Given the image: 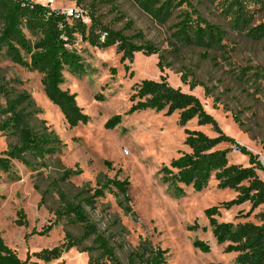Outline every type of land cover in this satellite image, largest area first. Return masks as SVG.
<instances>
[{"label":"rangeland","instance_id":"1","mask_svg":"<svg viewBox=\"0 0 264 264\" xmlns=\"http://www.w3.org/2000/svg\"><path fill=\"white\" fill-rule=\"evenodd\" d=\"M42 3L44 0H33ZM211 22H221L218 11L210 0H190ZM95 2L96 15L110 23L116 15H125L113 24L116 29L132 21L134 29L141 31L138 43L152 41L165 52L168 67L161 70L158 55L136 52L134 58L121 60L116 46L106 49L93 47L77 37L74 48L82 57L83 69L64 72V90L75 93L79 106L90 116V121L70 128L59 108L46 96L42 75L15 64L0 50V84L10 82L17 90L27 91L41 109L39 119L46 121L61 140L60 152L39 160L29 168L19 161L12 162L8 172L0 170V235L20 258L30 257L42 249H51L65 242L66 232L76 238L83 235L80 224L71 225L65 218H57L61 207L55 184L78 202L93 195L107 179L128 180L130 202L116 196L115 188L105 189L104 196L94 198L92 205L84 207L89 221L113 247L120 264H145L158 248L167 250L168 264H235V253H225L224 245L217 244L205 215L208 207L231 200L236 193L219 189L212 178L203 191L183 187L180 191L163 180L161 169L173 158L190 151L184 144L185 129L201 130L214 137L217 133L210 125L198 126L196 119L184 127L179 114L152 109L127 115L131 106L133 87L144 79L159 81L166 76L174 87L190 92L188 83L199 85L192 90L206 111L212 114L228 136L257 156L264 166V84L250 78L254 68L264 66V40L254 41L244 34L230 33L225 48L202 56L197 48H182L170 52L168 39L171 23L159 25L142 12L132 0H117V11L109 3L99 0H53V9L87 11ZM264 20V14L257 17ZM125 30L134 35L135 30ZM33 41L36 39L29 36ZM115 69V73L111 72ZM122 121L113 129H106V121L117 115ZM238 119V123L234 121ZM15 139L0 134V153ZM220 148H231L229 160L234 164L249 165V158L234 145L222 143ZM70 171V177L63 178ZM79 171V172H78ZM264 180V173L258 171ZM79 193L83 196L78 197ZM249 203L222 211L219 221L258 223L255 214L235 219L239 210L245 214ZM26 214L27 226L16 224L19 211ZM52 229L39 234L47 227ZM206 228V229H205ZM94 237L81 241V245L54 261L39 264H110L101 256L93 243ZM196 240L208 242L210 251L194 246ZM86 249V250H84Z\"/></svg>","mask_w":264,"mask_h":264},{"label":"trees","instance_id":"2","mask_svg":"<svg viewBox=\"0 0 264 264\" xmlns=\"http://www.w3.org/2000/svg\"><path fill=\"white\" fill-rule=\"evenodd\" d=\"M117 0H99L111 4L117 11ZM134 4L155 23L167 25L171 23V35L168 39L170 52L176 54L182 48H197L203 57L225 48L224 41L230 30L244 34L254 41L264 40V20L257 19L264 14V0H210L218 11L221 22L206 19L190 0H132ZM97 4L93 2L86 14L90 23L73 19L59 9H53L33 0H0V50L15 64L28 68L42 75V85L47 98L59 108L70 128L80 124L86 125L90 116L79 106L77 96L62 85L65 82L64 72L83 69L82 57L74 48L79 36L82 41L93 47L106 49L116 46L121 60H132L136 52L146 55H158V66L161 70L168 67L165 63V52L152 41L138 43L142 38L141 31L134 29L128 20L125 27L116 29L113 24L125 18L116 15L110 23H104L101 15H96ZM133 28L134 35H127L126 29ZM29 36L36 39L33 41ZM115 69H111L114 74ZM251 80L264 84V66L254 68ZM181 81L189 84L190 92L172 86L166 76L159 81L144 79L137 83L130 95L131 106L127 115L148 109L158 112L165 110L167 115L179 114V124L184 127L196 119L198 126L210 125L217 133L211 137L201 130L185 129L184 144L190 151L183 152L173 158L169 165L161 169L163 180L180 191L183 187H191L195 191H203L214 178L219 189H230L236 196L228 201L208 207L205 215L209 221L217 244L224 245L225 253H235V264H264V209L255 214L252 221L234 222L219 221L222 211H228L245 203L250 204L244 214L239 210L235 219L247 218L264 205V180L258 171L264 173V166L252 152L227 134L219 126L215 117L208 113L201 99L192 93L199 85L188 83L186 77ZM41 109L27 91L17 90L10 82L0 84V134L10 135L15 139L8 148L0 153V170L10 171L13 161H19L29 168L35 167L39 160L53 157L60 152L61 140L55 132L39 119ZM122 121L117 114L105 123L106 129H113ZM239 122L238 119H234ZM222 143H230L243 155L249 158V165L234 164L229 160L231 148H220ZM79 172V171H78ZM70 177V171L63 178ZM128 180L107 179L93 195L75 202L55 184L62 202L56 211L57 218H65L71 225L80 224L83 235L76 238L67 231L65 242L51 249L34 252L38 261L49 263L59 259L63 253L81 245V241L94 237L93 243L110 264H120L109 241L100 234L89 221L84 202L92 205L94 198L104 196L105 189L115 188L116 196L130 202ZM83 196L79 193L78 197ZM84 201V202H83ZM16 224L27 226L28 220L23 210L18 213ZM52 229L47 227L39 234L45 235ZM206 229V228H205ZM194 246L209 252L208 242L196 240ZM86 250V249H84ZM167 250L158 248L146 259L145 264H168L165 259ZM30 262V257L22 259L9 247L0 235V264H39ZM88 264H95L90 259Z\"/></svg>","mask_w":264,"mask_h":264},{"label":"built area","instance_id":"3","mask_svg":"<svg viewBox=\"0 0 264 264\" xmlns=\"http://www.w3.org/2000/svg\"><path fill=\"white\" fill-rule=\"evenodd\" d=\"M42 4L51 6L53 4V0H44ZM62 12L73 19H80L85 24L90 23V18L85 11H80L77 9L70 8V9L62 10Z\"/></svg>","mask_w":264,"mask_h":264}]
</instances>
